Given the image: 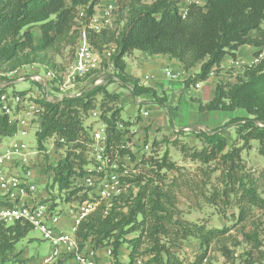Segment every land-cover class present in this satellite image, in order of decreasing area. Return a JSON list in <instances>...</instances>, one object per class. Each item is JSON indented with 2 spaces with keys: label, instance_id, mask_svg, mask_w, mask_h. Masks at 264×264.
<instances>
[{
  "label": "rangeland",
  "instance_id": "obj_1",
  "mask_svg": "<svg viewBox=\"0 0 264 264\" xmlns=\"http://www.w3.org/2000/svg\"><path fill=\"white\" fill-rule=\"evenodd\" d=\"M110 0H98L94 8L101 9ZM115 4L113 13V26L106 34V39L111 33H117L125 23L130 5L137 0H112ZM157 0H140L141 4L151 5ZM206 1V0H205ZM224 1V0H219ZM62 6L59 12L68 10L71 17V30L66 34H50L52 38L48 43L41 36V22L32 21L24 27L16 39L23 41V33L28 31L31 36V48H24L18 51L10 60L0 61V73H7L15 67L23 64L25 59H34L35 63L62 69L74 58L75 47L78 42V32L83 28L78 23V12H86L89 1L87 0H61ZM55 20L56 15L48 17ZM264 28V23L262 24ZM92 46L104 44L106 41H99V38L90 36ZM94 41H98L93 44ZM109 41V40H108ZM112 42V41H111ZM145 53L139 50L129 51L124 56V61L132 73L131 80L127 85H133V89L139 88L134 82H139L145 76L149 77L146 88L147 93L138 94L143 106H148L150 116L142 121L139 108L134 110V97L123 87H106L109 93H120L119 99L110 101L105 98L103 92L97 93L92 98V108L87 114L82 115V127L84 133H80V140L77 147L73 146L57 148V138L52 135L44 141L43 151L32 159L37 194L57 202L56 211H60V228L64 232H70V209L72 201V183L67 189L59 191L54 185L53 173L45 171L48 165L55 163L66 155L67 151H73L80 159L86 155L88 141L87 125L93 124L91 113L96 111L103 118L107 119L109 126L125 121L127 117L139 123L140 130L145 134V141L150 145V150L143 155V161L135 164L132 156L127 161L131 171L127 191L118 200L114 210L110 214L112 224H118V228L112 230L109 237L104 241L109 246L117 237L123 235V243L116 259L113 256L106 257L109 264H129L127 257L129 248L127 240L141 237V244L133 264L140 261L142 264H264V153L261 152V144L258 140L251 139L244 142L236 133V126L231 125L220 133L226 141L223 153L230 151L233 147L239 148V158L235 162L239 168V175L245 177L244 183H251L255 189L256 197L263 200L259 205L248 204L241 198L237 184L226 186L221 169L215 170L214 162L202 165L200 161L192 159L189 155L193 151H199L207 147V143L200 135L204 131L219 127L235 117H252L243 109H235L233 113L198 111V103H207L212 99L216 87L228 93L236 86H244L248 92L260 95L263 98L257 101L264 108V82H251L253 79L264 77V61L254 71L239 67L229 66V61L224 59L218 66H213L212 71L201 83L199 88L195 84L189 87L180 88V83L166 78L162 69L156 66L141 67L140 62L144 60ZM230 57V55L228 56ZM237 57H246L236 55ZM228 59V58H227ZM144 63V62H143ZM202 62H199L193 69L181 75L179 81L183 83L189 77L198 74ZM130 65V66H129ZM181 68V66H179ZM116 70H114L115 72ZM248 73H247V72ZM45 69L40 68L39 73L43 74ZM30 83H18L14 86L16 91L26 89ZM138 90V89H137ZM130 97H132L130 99ZM137 97V96H135ZM228 103V99H224ZM141 104V105H142ZM80 112V108L73 107ZM261 111L260 108H258ZM199 113H198V112ZM196 115V116H195ZM91 117V119H90ZM194 117L199 118L192 120ZM174 119V121L171 120ZM203 120V121H201ZM36 123L24 140L32 147L35 145V131L40 125ZM95 126V124H93ZM183 127H189L190 131L185 132ZM231 143V144H230ZM186 151V152H183ZM167 152V162L173 164L172 169L158 168L164 153ZM186 153V154H185ZM147 155V156H146ZM75 157V167L80 161ZM153 159L150 161V159ZM214 169V171H212ZM169 191L171 204H167L171 211V222L167 225L169 235L158 234L159 246L155 241L154 221L148 216L144 219L143 230L127 232V218L139 198L141 204L149 207L154 196V190ZM225 191V192H224ZM96 216L101 217L100 211H95L87 219L92 220ZM142 217L137 216L136 221ZM176 222L179 224H175ZM198 227L204 231L220 229L222 234L210 240L208 244H202L199 237ZM183 229H189L191 235L183 239ZM79 227L76 232H78ZM82 229V232H85ZM177 231V232H176ZM93 239H100L102 234H90ZM50 252V245L44 241L36 230H28L22 237L9 233L0 234V264H43V258ZM69 256H62L51 264H63L69 260Z\"/></svg>",
  "mask_w": 264,
  "mask_h": 264
},
{
  "label": "trees",
  "instance_id": "obj_2",
  "mask_svg": "<svg viewBox=\"0 0 264 264\" xmlns=\"http://www.w3.org/2000/svg\"><path fill=\"white\" fill-rule=\"evenodd\" d=\"M87 1L90 2L86 10L88 17L93 13V8L98 0ZM61 6V0H0V61L4 59L10 62L18 51L25 47L31 48V36L28 31L23 33V41L16 39V36L32 21L41 22V36L47 43L52 39L50 34L57 35L63 32L67 34L71 30L72 19L67 16L69 15L68 10L59 12ZM178 8V3L175 0H157L151 5L141 4L140 0H137L130 5L126 21L117 33H111L110 36L108 35V39H106V34L110 30L104 31L100 35H94V38H99L101 43L107 40L104 44L111 41L116 44L117 50L112 56L114 70H116L114 74L127 88L126 84L129 82H126V79L131 80V78L125 73L123 58L129 51L139 50L149 56L166 55L176 60L184 72L193 69L199 62H202L198 74L183 81L184 86L189 87L197 82L205 81L212 71V67L221 64L226 56L230 55V57L236 58V51L240 46L252 45L255 49H259L264 45V28L262 27L264 0H206L204 6L190 8L185 19H181ZM52 14L56 15L55 20L48 18ZM97 42L94 41L93 44ZM104 44L95 46L97 50H100ZM33 60L25 59L22 65L33 64L35 63ZM259 65L248 69V71H254ZM251 78V82L255 81V84L264 82V77L253 79L251 75ZM134 83L138 84V82ZM138 87V90L132 89L133 97L148 92L146 88ZM99 92H103L105 98L110 101L119 99L118 95L109 94L105 88L98 87L88 89L79 98L65 99L59 103H46L40 119V131L36 133L38 148L43 151V141L52 135L57 138V148L77 147L80 133L81 135L85 134L81 117L92 108V98ZM260 97V95L248 92L242 85L234 87L228 93H224L223 89L216 87L212 99L204 105L198 103V111L233 113L235 109H243L252 117H235L219 127L201 133L207 147L193 151L189 155L192 159L200 161L202 165L214 162L217 168L215 170L221 169L226 186L237 184L241 198L248 204L256 206H259L263 200L256 197L255 189L251 183L247 185L244 183L245 177L239 175L240 170L235 162V159L239 158V148L233 147L230 151L223 153L226 141L220 132L234 125L239 138L244 142L251 139L258 140L261 144V152L264 153V108L257 103L263 99ZM224 99H228L229 102L225 103ZM73 107L80 108V112ZM61 139L64 140L63 144L60 143ZM167 154V152L164 153L160 162L156 161L159 169L173 168V164L167 162ZM75 157H79V155H75L73 151H67L66 155L59 159L55 165H48L45 169V171H52L54 185L57 184L59 191L67 189L73 183L75 175L80 176L74 170L76 168ZM151 160L153 159L151 158ZM83 163L84 159L82 158L77 163V168L81 169ZM76 191L78 190L71 193L75 194ZM140 201L141 198L131 210L132 216L127 218L126 224L129 226L127 232L143 230L144 219L148 216L154 221L155 241L159 246L158 234L169 235L167 224L171 222L172 208H169L167 204H171L170 193L156 187L147 209ZM111 212L102 219L96 216L92 220L83 221L78 226L76 238L81 247L85 245H90L95 249L110 247L112 256L116 259L118 251L122 247L123 235L115 238L110 243L111 246L104 243L112 230L118 228L119 224L118 222L112 224ZM138 215L142 217L141 221H136ZM82 229L86 231L82 232ZM28 230L31 229L27 224L0 225V234L9 233L22 237ZM197 231L199 237L202 238V244L205 245L211 239L222 234L220 229L204 231L198 227ZM90 234H102V237L93 239V237H89ZM190 235L189 229H183V239ZM140 238L138 235L127 240L129 264H133L138 256Z\"/></svg>",
  "mask_w": 264,
  "mask_h": 264
},
{
  "label": "built area",
  "instance_id": "obj_3",
  "mask_svg": "<svg viewBox=\"0 0 264 264\" xmlns=\"http://www.w3.org/2000/svg\"><path fill=\"white\" fill-rule=\"evenodd\" d=\"M175 1L181 19L188 16L190 8L205 4V0ZM114 11L115 4L110 0L101 9L93 8V13L88 17L86 12H78V23L82 24L84 20V24L78 32L74 58L64 68L33 63L0 73V225L27 224L31 230L38 231L50 245V252L43 258V264H51L62 256H69L73 264H100L101 256H112L108 246L98 249L90 245L81 247L76 230L95 211L99 210L103 218L109 215L127 191L131 173L134 172L128 168L127 161L132 156L135 164L141 163L143 155L150 150L145 134L134 119L121 118L125 121L109 126L106 118L93 111L91 115L95 126L90 124L85 127L89 137L84 143L87 146L84 163L81 169L74 168L80 176L75 175L72 183L71 191H78L69 205L70 232L60 228L61 214L56 211L57 202L37 194L31 161L42 152L38 148L36 135L40 129L37 127L35 131L34 147L24 138L36 123L40 125L44 105L79 98L88 89L98 87L105 90L107 86L123 87L129 95L133 89V85H128V88L124 86L114 74L112 56L116 53V44L109 42L97 50L90 42V36L111 30ZM263 61L264 45L251 55L229 60V66L250 69ZM40 68L45 69L43 74L39 73ZM184 73L183 70H164L165 77L170 80H179ZM148 81L149 77L145 76L137 85L147 86ZM24 82L30 83L26 89H14L16 84ZM200 84L196 83L195 87L199 88ZM109 94L124 96L120 93ZM134 100V110L139 108L140 118L147 120L149 109L143 106L138 96ZM183 130L189 132L190 128L183 127ZM60 143L63 144L64 140L61 139ZM135 264L142 263L138 260Z\"/></svg>",
  "mask_w": 264,
  "mask_h": 264
},
{
  "label": "crops",
  "instance_id": "obj_4",
  "mask_svg": "<svg viewBox=\"0 0 264 264\" xmlns=\"http://www.w3.org/2000/svg\"><path fill=\"white\" fill-rule=\"evenodd\" d=\"M254 51H255L254 46H252V45H243V46H240L238 48V50L236 51V55L248 56V55H251ZM143 58H144L145 61L140 62L142 64L141 67L145 66V64H146L148 66H156L157 69H159V70L162 69V71L170 70V71H173V72H177V71H181L182 70L179 67L180 65H179V63L176 60L171 59V58H169L166 55H153V56L144 55ZM224 59L229 61L230 57L226 56ZM129 68H131V66L128 67V64L125 62V73L130 77V75L132 76V73L130 72L131 70ZM171 81H176V82L178 81L180 83V85H179L180 88L183 87V83L181 81H179V80H171ZM131 98L132 97H130V99ZM204 104L205 103H203L202 105H204ZM197 110H198V108H197ZM204 113H207V112H204ZM197 119H199V118L194 117L192 120H190V122L193 121V120H197ZM171 120L174 121L173 118H171ZM201 121H203V120H201ZM120 250H121V248H120ZM120 250H119V252H120ZM63 264H73V263H72V260L69 259V260H66L65 263H63ZM100 264H109L108 261H107V258L101 256L100 257Z\"/></svg>",
  "mask_w": 264,
  "mask_h": 264
}]
</instances>
